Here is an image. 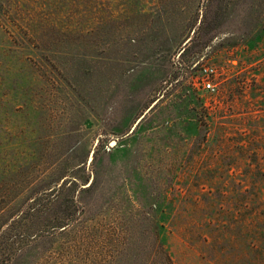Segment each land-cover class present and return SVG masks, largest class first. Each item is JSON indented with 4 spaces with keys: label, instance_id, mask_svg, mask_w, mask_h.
<instances>
[{
    "label": "rangeland",
    "instance_id": "374dc122",
    "mask_svg": "<svg viewBox=\"0 0 264 264\" xmlns=\"http://www.w3.org/2000/svg\"><path fill=\"white\" fill-rule=\"evenodd\" d=\"M168 258L264 264V0H0V264Z\"/></svg>",
    "mask_w": 264,
    "mask_h": 264
},
{
    "label": "built area",
    "instance_id": "2783aa9c",
    "mask_svg": "<svg viewBox=\"0 0 264 264\" xmlns=\"http://www.w3.org/2000/svg\"><path fill=\"white\" fill-rule=\"evenodd\" d=\"M220 76L218 66L206 61L199 66L196 84L203 91L215 94L220 90Z\"/></svg>",
    "mask_w": 264,
    "mask_h": 264
},
{
    "label": "trees",
    "instance_id": "16d2710c",
    "mask_svg": "<svg viewBox=\"0 0 264 264\" xmlns=\"http://www.w3.org/2000/svg\"><path fill=\"white\" fill-rule=\"evenodd\" d=\"M167 263H168V264H172V261H171L170 258H168Z\"/></svg>",
    "mask_w": 264,
    "mask_h": 264
},
{
    "label": "water",
    "instance_id": "95a60500",
    "mask_svg": "<svg viewBox=\"0 0 264 264\" xmlns=\"http://www.w3.org/2000/svg\"><path fill=\"white\" fill-rule=\"evenodd\" d=\"M142 117H143V116H142ZM142 117H141V118H142Z\"/></svg>",
    "mask_w": 264,
    "mask_h": 264
}]
</instances>
